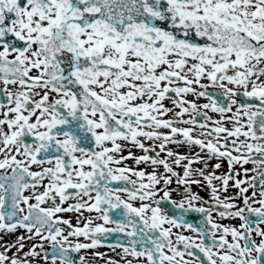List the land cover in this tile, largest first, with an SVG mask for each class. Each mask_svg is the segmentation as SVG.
I'll return each instance as SVG.
<instances>
[{
    "label": "snow or ice",
    "instance_id": "6c2138e0",
    "mask_svg": "<svg viewBox=\"0 0 264 264\" xmlns=\"http://www.w3.org/2000/svg\"><path fill=\"white\" fill-rule=\"evenodd\" d=\"M98 259L264 264V0H0V264Z\"/></svg>",
    "mask_w": 264,
    "mask_h": 264
},
{
    "label": "flooded vegetation",
    "instance_id": "af4514ba",
    "mask_svg": "<svg viewBox=\"0 0 264 264\" xmlns=\"http://www.w3.org/2000/svg\"><path fill=\"white\" fill-rule=\"evenodd\" d=\"M128 163L131 164V161L129 160ZM247 167H251V165H247ZM220 171H221V172L227 171V163H226V162L222 165V168H221ZM194 190L199 191L200 195H202V196H205V197L208 196V192L205 191V190L197 189L195 186H194ZM233 191H234V189L230 187L229 190H228V193H227V194L230 195ZM174 195H178V193H174ZM85 215H87V213H86ZM214 215H215V213H214ZM189 218H190V219H191V218H198V215H197V214H192ZM222 222H223V223H231L232 221L229 220V219H223ZM109 239H111V238H109ZM97 250H98V251H101V252L105 251L106 254H108V255H112L110 249H109L107 246H101V247H99ZM89 251H91V250H89ZM98 260H99V261L97 262L98 264H104V262H103L102 259H98Z\"/></svg>",
    "mask_w": 264,
    "mask_h": 264
},
{
    "label": "rangeland",
    "instance_id": "374dc122",
    "mask_svg": "<svg viewBox=\"0 0 264 264\" xmlns=\"http://www.w3.org/2000/svg\"><path fill=\"white\" fill-rule=\"evenodd\" d=\"M103 252H105V251H103ZM99 260H97V262H98ZM98 264V263H97Z\"/></svg>",
    "mask_w": 264,
    "mask_h": 264
}]
</instances>
